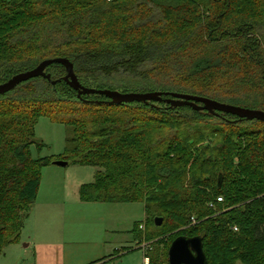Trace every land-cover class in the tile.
<instances>
[{
    "label": "trees",
    "instance_id": "1",
    "mask_svg": "<svg viewBox=\"0 0 264 264\" xmlns=\"http://www.w3.org/2000/svg\"><path fill=\"white\" fill-rule=\"evenodd\" d=\"M58 57L86 87L264 111V0H0V84ZM46 72L51 80L0 95V255L20 241L43 168L67 160L97 168L81 201L144 203L145 230L133 232L154 243L151 263L170 264L177 237L200 236L207 264H264L263 121L165 101L111 104L80 97L60 63ZM43 116L71 130L59 158L32 155L44 146Z\"/></svg>",
    "mask_w": 264,
    "mask_h": 264
},
{
    "label": "crops",
    "instance_id": "2",
    "mask_svg": "<svg viewBox=\"0 0 264 264\" xmlns=\"http://www.w3.org/2000/svg\"><path fill=\"white\" fill-rule=\"evenodd\" d=\"M41 198L39 193L21 232L20 241L6 248L0 255V264H8L16 255L19 259L17 264H108L118 252L126 250H134L131 255H136L137 262L153 264L150 260L146 261L152 250H147V245L151 243L141 237L139 232H133L130 223L123 229L116 225H105L102 231L90 227L75 229L78 220L84 223L90 218L70 212L71 208H67L66 204ZM140 228L143 231L145 226L141 224ZM111 232L114 239L109 241L107 236ZM114 263L122 264L118 260Z\"/></svg>",
    "mask_w": 264,
    "mask_h": 264
},
{
    "label": "rangeland",
    "instance_id": "3",
    "mask_svg": "<svg viewBox=\"0 0 264 264\" xmlns=\"http://www.w3.org/2000/svg\"><path fill=\"white\" fill-rule=\"evenodd\" d=\"M70 134L71 130L68 126L53 121L47 116L41 117L36 125V138L38 141L44 143V146L37 149L36 145H33L31 147L33 157H61L66 152L68 146L67 139ZM96 171V167L74 163H70L67 166L52 164L44 167L39 192L42 197L41 199H50V201L55 203L66 204L67 208H71L69 209L70 212L84 214L90 218L84 221V223L78 220L75 223V229H81V227H86L85 229H87V227H90L91 229L102 231V227L105 225H109V227L116 225L123 229L124 226L129 225L128 223H130L133 230L136 224L146 226L147 214L145 205L142 202H82L80 200L79 186L93 182ZM99 217L101 218L100 220ZM113 239L114 235L111 232L107 236V240ZM150 245L154 247V243ZM160 249L162 250L161 259L163 258V261H166L165 245L163 244ZM132 253H134V250H126L123 253L118 252L111 262L115 264L114 261L118 260L122 264H130V262L142 264V262H137L136 255H131ZM17 258L18 256L16 255L15 259L9 261L8 264H17L19 262ZM111 262L108 264H111ZM238 264L243 263L238 262Z\"/></svg>",
    "mask_w": 264,
    "mask_h": 264
},
{
    "label": "water",
    "instance_id": "4",
    "mask_svg": "<svg viewBox=\"0 0 264 264\" xmlns=\"http://www.w3.org/2000/svg\"><path fill=\"white\" fill-rule=\"evenodd\" d=\"M54 63H60L67 69V75L64 77L73 89L78 91L79 96L87 94H100L109 98L111 104H123L128 102H149V101H165L173 106H191L198 111H208L214 115H219V112L230 113L238 116L240 119L254 120L258 119L264 122V111L260 109H251L238 105L223 103L208 97L191 95L176 92H120L111 89H97L86 87L80 83L75 70L74 64L67 58L58 57L46 59L41 62L36 68L18 73L5 83L0 84V95L5 94L21 83L36 77H45L51 80V75L46 72L48 66ZM55 85L57 81H52ZM164 96H169L164 98ZM54 165L67 166L69 161L56 160ZM163 218L156 217V225H161ZM170 264H207V256L203 247V240L200 236L187 237L179 236L171 244L169 249Z\"/></svg>",
    "mask_w": 264,
    "mask_h": 264
},
{
    "label": "built area",
    "instance_id": "5",
    "mask_svg": "<svg viewBox=\"0 0 264 264\" xmlns=\"http://www.w3.org/2000/svg\"><path fill=\"white\" fill-rule=\"evenodd\" d=\"M217 200L219 202H221V201H223V198L222 197H218ZM233 229L234 230H238V228L236 226H234ZM151 249H152L151 245H147V250H151ZM149 260H150L149 257H146V261L149 262Z\"/></svg>",
    "mask_w": 264,
    "mask_h": 264
}]
</instances>
